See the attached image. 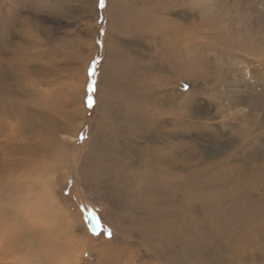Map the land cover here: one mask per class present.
Segmentation results:
<instances>
[{"label":"rangeland","instance_id":"374dc122","mask_svg":"<svg viewBox=\"0 0 264 264\" xmlns=\"http://www.w3.org/2000/svg\"><path fill=\"white\" fill-rule=\"evenodd\" d=\"M3 21L0 199L49 192L68 221L7 206L6 231L61 236L0 264H264V0H0Z\"/></svg>","mask_w":264,"mask_h":264},{"label":"bare ground","instance_id":"6f19581e","mask_svg":"<svg viewBox=\"0 0 264 264\" xmlns=\"http://www.w3.org/2000/svg\"><path fill=\"white\" fill-rule=\"evenodd\" d=\"M152 11V10H151ZM132 20H130V22L127 20V27H128V30H129V32H131L133 35H135L136 36V34H142V33H144L145 31H147L148 29H147V27L146 26H143L142 24H140L139 25V23H140V20L138 19V15H136V16H134V14L132 13ZM130 16V17H131ZM139 18H140V16H139ZM145 18V17H144ZM146 21V20H145ZM148 21V20H147ZM150 21V20H149ZM4 22V21H3ZM0 22L1 24H0V30H1V33H0V47H1V45H2V42H5V41H3L4 39H5V37L7 36V32H8V30L10 29V25L12 24V22H10V21H7V22ZM142 22V21H141ZM145 25V24H144ZM151 25V24H150ZM177 25V24H176ZM164 26V25H163ZM122 28V27H121ZM185 28V27H184ZM188 28H190V27H188ZM150 29H151V27H150ZM179 29V28H178ZM182 29V28H181ZM186 29V28H185ZM127 30V29H126ZM166 30V29H165ZM180 30V29H179ZM183 30V29H182ZM178 31V30H177ZM192 31V30H191ZM174 32H175V30H174ZM183 32H185V31H183ZM9 33V32H8ZM171 33V32H170ZM180 33V32H179ZM182 33V32H181ZM186 33V32H185ZM190 34V32H188V33H186V35H189ZM178 35H176V38H178L177 37ZM145 37V36H144ZM134 38V37H133ZM169 39V38H168ZM171 39V38H170ZM189 40V39H188ZM132 42V41H131ZM168 42V41H167ZM170 43H171V41H170ZM171 44H173V43H171ZM176 45V44H175ZM171 46V45H170ZM169 48V47H168ZM169 49H171V48H169ZM0 50H2V48H0ZM168 50V49H167ZM168 51H172V50H168ZM170 54H171V52H169ZM170 54H168V56L166 55V57H171V55ZM197 54V53H196ZM164 55V54H163ZM117 56H118V60H117V62H121V61H124V59H125V56H124V54H121V53H117ZM116 55L114 56V58L116 59V57H117ZM128 57V56H127ZM130 59V58H129ZM126 61H127V59H125ZM169 60V59H168ZM204 60V59H203ZM205 61V60H204ZM132 62V61H131ZM210 63V62H209ZM212 63V62H211ZM5 67V66H4ZM2 69V68H1ZM1 69H0V71H1ZM4 69V68H3ZM131 72L132 73H130V75H131V77H132V79H129V80H132V81H130V86H129V91H131L130 92V94H133L134 96H133V98H135V99H141V97H139V96H141V94L139 93V95L137 96V95H135V94H137L138 92H136L135 94H134V90L136 89V86H137V83H138V79H139V77H138V75H137V73H136V69L134 68V67H131ZM3 71V70H2ZM1 71V72H2ZM2 74V73H1ZM140 76V75H139ZM178 76V75H177ZM1 78H3L2 76H0ZM180 77V76H179ZM0 78V79H1ZM130 78V77H129ZM144 78H142V80H143ZM157 80V79H156ZM3 81V80H2ZM158 81V80H157ZM2 84V83H1ZM149 84V83H148ZM145 85V84H144ZM147 85V84H146ZM142 86V85H141ZM2 87V86H1ZM139 87V86H138ZM144 87V86H143ZM124 89V88H123ZM143 89V88H142ZM141 89V90H142ZM174 89V88H173ZM143 91V90H142ZM4 92V91H3ZM140 92V91H139ZM146 92V91H145ZM142 93H144V92H142ZM129 94V93H128ZM146 94H148L147 92H146ZM2 95V97H3V95H4V93L3 94H1ZM76 95V94H75ZM144 95V94H143ZM142 95V96H143ZM145 96V95H144ZM146 97V96H145ZM148 97V96H147ZM0 98H1V96H0ZM4 98V97H3ZM77 99V98H76ZM144 99V98H143ZM143 99H141V102L143 101ZM149 99V98H148ZM6 100V99H5ZM4 101V100H3ZM145 101V100H144ZM151 101V100H150ZM149 101V102H150ZM157 101V100H156ZM1 102V101H0ZM141 102H134L133 103V106L134 107H136L135 105H139ZM155 102V101H154ZM9 103V102H8ZM5 105V104H4ZM144 105V104H143ZM3 106V105H2ZM6 106V105H5ZM4 106V107H5ZM8 108V107H7ZM10 108V107H9ZM157 108V107H156ZM262 108H263V105H262ZM7 110V109H6ZM145 110H146V107H145ZM152 110V109H151ZM157 110V109H156ZM5 111V110H4ZM140 111H142V110H140ZM150 111V110H149ZM145 113H146V111H144ZM143 112V113H144ZM157 112H159L158 110H157ZM172 112V111H171ZM10 113V112H9ZM141 113V112H140ZM174 113V112H173ZM1 114H3L2 113V111H1V109H0V115ZM147 114V113H146ZM144 116H145V118L143 119V121L146 123V122H149V120H148V118H146V117H148V116H146L145 114H144ZM112 117V116H111ZM129 117H130V119H131V121H133V123L134 124H132L133 126H135V125H137V126H139V123H136V121H141L140 119H139V117H140V115H137V114H135L134 112H133V110H131V109H129ZM154 116H152V118H153ZM162 117V116H161ZM112 118H114V117H112ZM151 118V117H150ZM154 118H156V116L154 117ZM157 118H159V117H157ZM1 121V120H0ZM8 122V121H7ZM153 122V121H152ZM3 123V122H2ZM154 123V122H153ZM141 124V123H140ZM151 124V123H150ZM150 124H148V125H150ZM3 125L4 124H1V122H0V131H1V129H2V127H3ZM147 125V126H148ZM131 127L132 128V130H137L138 129V127L136 126V127ZM153 126V125H152ZM144 127H146L145 125H144ZM10 128V127H9ZM140 128V127H139ZM149 128V127H148ZM3 130V129H2ZM132 130H130V132L132 131ZM149 130V129H148ZM246 130V129H245ZM252 131V130H251ZM246 132V131H245ZM126 133V132H125ZM142 133V132H141ZM2 134H3V132H2ZM245 134V133H244ZM139 135V134H138ZM103 144V143H102ZM1 152V151H0ZM33 156V155H32ZM7 158V157H6ZM2 159V158H1ZM22 162H24V164H22L23 166H29V165H31L30 164V161L29 160H24V161H22ZM220 163V162H219ZM10 166V165H9ZM20 166V165H19ZM18 166V167H19ZM3 168L4 170L3 171H6L7 172V168H6V165L5 164H3V165H0V168ZM8 167V166H7ZM16 168V167H15ZM19 168H21V167H19ZM26 168H28V167H26ZM30 168V167H29ZM164 168V167H163ZM15 170V169H14ZM31 170V169H30ZM164 170V169H163ZM2 171V172H3ZM26 173H29V172H27V170H26ZM25 174V173H24ZM1 175V174H0ZM5 176V175H4ZM19 176V175H18ZM7 177H8V175H7ZM9 177H10V175H9ZM32 177V176H31ZM2 178V177H1ZM6 178V176L4 177V179ZM18 178H20V177H18ZM28 178H30L28 175H24L23 176V178L21 177V180L20 181H22V184H23V188H22V190L25 188L24 187V185H26L27 186V182H26V179H28ZM11 179V178H10ZM19 180V179H18ZM1 181L3 182L4 180L3 179H1ZM6 181H7V179H6ZM13 181H14V179H13ZM16 181V180H15ZM227 181V180H226ZM225 181V182H226ZM11 182V181H10ZM18 182V181H17ZM8 183V182H7ZM28 183H29V181H28ZM31 183V182H30ZM45 183V182H44ZM14 184H15V182H14ZM13 184V185H14ZM8 185H9V183H8ZM12 184H10L9 186H7L6 185V187H10ZM15 185H17V183L15 184ZM19 185V184H18ZM37 185H41V182L39 181L38 182V184ZM20 187H21V185H19ZM0 187H1V185H0ZM3 187V186H2ZM17 187V186H16ZM16 187H14L12 190H11V192H12V196H14V197H12V196H9V201H6L7 202V204H5L4 202H3V200L2 199H0V244L2 243V239L3 238H6L7 239V241H6V243H4L5 244V246H9V247H11V249H12V251H11V249H2L1 247H0V252L4 255V253H5V256H4V259H6V258H11V259H13V260H16L15 259V253L17 254V249H18V247L17 246H19V245H22V244H25V247H27V248H25V249H27V250H29V249H32V247H34V246H32L33 244H32V242L36 239L38 242H37V244H38V246H39V249H41L42 250V252H43V250L44 251H46V249H50V254L52 253V255L53 254H55L56 253V251H54V250H56V248H57V244H59V239H60V236H61V232H57L56 230H54V224L52 223V224H49V223H51V222H44V221H42V222H40L39 224H35V220H34V218H32L33 220H34V222H31L32 224L34 223V225L32 226V224H31V227H29L30 226V222L28 223L29 224V226H26V229L27 230H29L30 231V233L29 234H24L25 232H26V230H24L25 232H23L22 230H19V227L18 226H20L21 227V223L17 226V228L16 229H18L17 230V232H15V230L12 228L11 229V232H8V230L6 231V229L5 228H2V226H1V224H4V221L7 219V218H9V217H7L6 218V211H5V209L7 210L8 209V207H9V210H10V208L12 209L13 207H15L16 208V206H18V208H20L21 207V209H22V205L24 204V203H28V204H31V206L32 207H30L31 208V210H37V211H39V203H41L40 205H42V206H40V207H42V209H43V211H44V213L46 214V216H50V218L52 217H59V218H61V220H58L59 221V223L62 221V222H64V221H68L67 219L68 218H66L65 217V215H64V213H62V209H61V207L60 206H58L57 205V203H56V201L54 200V197L52 196V195H50L49 194V192H48V194H46L47 195V198L46 199H43V197H44V194L42 193L41 195L40 194H35L34 195V193L32 192V195L34 196V197H32L31 196V193L29 192V191H31V189L29 188L28 189V187H26L27 188V190H26V192L25 191H21V193H23V195H24V197L23 198H21V200H17L16 198H15V195H17V194H19V190L17 191V189H20V187L19 188H17L16 189ZM31 187V186H30ZM32 187H34V184H32ZM7 189H10V188H7ZM7 191V190H6ZM5 191V192H6ZM47 191H49V190H47V188L45 189V192H47ZM8 192V191H7ZM27 192H29L30 194H28ZM9 193V192H8ZM38 193V192H37ZM52 194V193H51ZM23 195H21V196H23ZM30 195V196H29ZM17 197V196H16ZM18 197H19V195H18ZM46 197V196H45ZM5 201V200H4ZM19 201V202H18ZM6 206V208H5V206ZM27 205V204H26ZM4 206V207H3ZM8 206V207H7ZM25 206V205H24ZM27 208H28V206H27ZM29 208V209H30ZM38 208V209H37ZM50 208H53L56 212L54 213V214H48V212H50L51 211V209ZM42 209H40V210H42ZM52 209V210H53ZM8 210V211H9ZM13 210V209H12ZM14 211V210H13ZM13 211H11V212H13ZM16 211V210H15ZM14 211V212H15ZM18 211V210H17ZM11 212H10V214H11ZM23 212V211H22ZM27 214H30L27 210L25 211ZM31 213H32V211H30ZM35 212V211H34ZM34 212H33V214H34ZM40 212H42V211H39V213ZM8 213V212H7ZM18 213V212H17ZM17 213H15V214H17ZM51 213H53L52 211H51ZM25 214V213H24ZM67 214V213H66ZM35 215V214H34ZM16 216V215H15ZM31 216V215H30ZM67 216V215H66ZM23 217V216H22ZM25 217V216H24ZM27 217V216H26ZM28 217H29V215H28ZM32 217V216H31ZM18 218H21V217H18ZM39 218V217H38ZM227 219H229V218H227ZM11 220H12V217H11ZM22 220V219H21ZM30 220V219H29ZM54 220H55V218H54ZM70 220V219H69ZM23 222H24V219L22 220ZM22 222V223H23ZM28 222V221H27ZM10 224V223H9ZM8 224V225H9ZM56 224V223H55ZM57 224H58V222H57ZM24 225V224H23ZM7 226V225H6ZM10 226H11V224H10ZM12 226H13V223H12ZM11 226V227H12ZM14 226H16V225H14ZM56 226V225H55ZM23 227H25V225L23 226ZM57 229V228H56ZM64 229V228H63ZM56 232L58 233V235H56ZM241 233V232H240ZM245 234V233H244ZM13 235V237H12V239H9L11 236ZM62 238V237H61ZM35 240V241H36ZM63 240V239H62ZM70 245V244H69ZM60 246H62V243H61V245ZM71 246V245H70ZM24 248V245H22V249ZM38 248V247H37ZM34 250V249H33ZM48 251V250H47ZM24 252V251H23ZM34 252H35V250H34ZM49 252V251H48ZM48 252H44V253H47L46 254V257H48ZM21 254V253H20ZM24 254H25V257H27L26 259L28 260V262L31 260V258L33 257V254L31 253V255H30V253H26V252H24ZM38 254H36V256H37ZM43 255V254H42ZM21 256V255H20ZM49 256H51V255H49ZM19 257V256H18ZM45 257V258H46ZM34 258V257H33ZM34 260H36L35 258H34ZM17 261V260H16ZM15 261V262H16ZM38 262V261H37ZM15 264V263H14ZM31 264H33L32 262H31Z\"/></svg>","mask_w":264,"mask_h":264},{"label":"snow or ice","instance_id":"6c2138e0","mask_svg":"<svg viewBox=\"0 0 264 264\" xmlns=\"http://www.w3.org/2000/svg\"><path fill=\"white\" fill-rule=\"evenodd\" d=\"M100 4L101 6H103L105 4V0H100ZM97 61L93 60L92 61V65L89 68V75L90 76H95L96 75V69H95V65H96ZM95 85V81H93L89 87L93 88ZM185 89H187L189 86L187 84L184 85ZM94 103L93 98L89 97L88 98V104L89 106H92V104ZM238 135L243 136L244 135V130H241ZM95 217H96V224L99 225V227H95L93 225H91V231L93 235L99 236L101 233L99 231H97V229L101 228V223L100 220L98 219V217L96 216V214L94 213ZM104 235H106L109 239L112 237V231L111 229H106L104 230Z\"/></svg>","mask_w":264,"mask_h":264},{"label":"trees","instance_id":"16d2710c","mask_svg":"<svg viewBox=\"0 0 264 264\" xmlns=\"http://www.w3.org/2000/svg\"><path fill=\"white\" fill-rule=\"evenodd\" d=\"M89 108H92L91 106H88Z\"/></svg>","mask_w":264,"mask_h":264}]
</instances>
